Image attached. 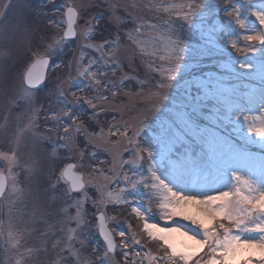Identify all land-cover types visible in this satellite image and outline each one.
Instances as JSON below:
<instances>
[{
  "label": "snow or ice",
  "instance_id": "1",
  "mask_svg": "<svg viewBox=\"0 0 264 264\" xmlns=\"http://www.w3.org/2000/svg\"><path fill=\"white\" fill-rule=\"evenodd\" d=\"M0 38V264H264V0H5Z\"/></svg>",
  "mask_w": 264,
  "mask_h": 264
},
{
  "label": "rangeland",
  "instance_id": "2",
  "mask_svg": "<svg viewBox=\"0 0 264 264\" xmlns=\"http://www.w3.org/2000/svg\"><path fill=\"white\" fill-rule=\"evenodd\" d=\"M5 2V0H0V5H2L3 3ZM19 2H22V0H12V4L15 6L17 3ZM62 0H57V4L61 3ZM255 2H260V0H255ZM29 3H31L33 6L35 7H39L41 5H43L45 3V0H29ZM51 7V6H49ZM19 14V10L16 9L15 7L10 9L9 10V17H12L13 15H18ZM222 15V14H221ZM107 23V21L105 20V24ZM80 24H83V21H80ZM109 30H112L111 27H109ZM49 35H51V33H49ZM105 35H107V33H105ZM189 40L190 42L192 43H195L196 40H197V34L195 33V30H193L190 34H189ZM8 39H10L14 44L15 43H24L25 46H27V42L25 40L24 37L22 36H14L12 34H9L8 35ZM100 38L97 37V41L99 40ZM3 42V38H0V43ZM33 43V48L35 49V39H33L32 41ZM79 43V40H74V41H71L69 43H67L65 46H64V49L62 52H58L56 55H54L51 59L53 62H58V61H63L65 64L72 59L73 55H74V52H73V49H76L77 48V45ZM234 55V53H233ZM26 59V58H25ZM257 60V62H259V57L257 56L255 58ZM22 61H17L16 62V66H14L13 68V72H15L16 70V67L19 66V64L21 63ZM30 62V61H29ZM9 63H12L11 61H9ZM221 63H223V61H221ZM237 67V70L239 71V68H238V65L236 66ZM200 68L204 70V73L207 74L208 72H211L214 76H220L221 73L223 72L222 69L219 68L218 65H216V63L213 61V62H204L202 64H200ZM67 72V69H63L61 70L60 72V75H64L65 73ZM73 74H75L73 72ZM222 79L224 80V84H225V87L226 88H239L241 90H243V87L246 83H249V81L244 77V76H241L239 78H236L235 76L227 73V72H223V75H222ZM81 86H83V81H80L79 82ZM131 86V85H130ZM54 87V82H53V78H52V71L51 69H49V72H48V76H47V79L46 81L44 82V84L37 90V103L38 104H42L43 105V111L41 112V116H40V120H39V123L40 125H45V120H44V115L47 114L48 112V109L51 107H57V99L55 97V95H49V91L51 89H53ZM127 118V117H125ZM103 120H110L111 119V114H109L108 116L106 117H102ZM49 124L51 123L50 121L48 122ZM43 130V128L41 129ZM226 132H231V128L225 130ZM53 140H56V137L53 136ZM4 145L2 143H0V148H3ZM44 148L46 149H50L52 147V144L51 143H45L43 145ZM253 151H258V148H255L253 147L252 149ZM60 153L61 155H65L63 149H60ZM100 158L101 159H105L107 160L108 159V156L106 153H100ZM127 155V154H126ZM76 162V159L73 158L71 160H64L63 163L61 164V167H63V164L64 163H75ZM20 207L23 208V210L25 212H27L29 209L23 205H21ZM89 210L91 211V207L89 206ZM90 219H93V222H94V218H92L91 216L89 217ZM133 223H137L135 220H133ZM116 227L118 228H121L123 229L124 228V225L123 223H120L118 225H115ZM38 228H43L45 227L44 225L40 224V225H37ZM87 234L89 235L90 237V240H89V244L90 246L97 243V241L99 240V237L95 234L94 231L91 230V226H89V229L87 230ZM36 234H33V237H35ZM33 243H36L35 239H29L28 240V244L31 245Z\"/></svg>",
  "mask_w": 264,
  "mask_h": 264
}]
</instances>
